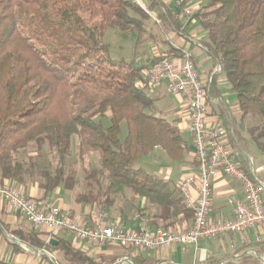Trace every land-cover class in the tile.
<instances>
[{"label":"trees","instance_id":"1","mask_svg":"<svg viewBox=\"0 0 264 264\" xmlns=\"http://www.w3.org/2000/svg\"><path fill=\"white\" fill-rule=\"evenodd\" d=\"M160 18L186 35L170 10ZM194 18L207 33L203 46L213 66L222 67L242 119L252 116L261 121L249 134L264 153V0H209ZM148 19L132 0H0L2 183L25 190L36 167L18 158L19 153L32 145H48L62 161L72 137L78 136L81 154L98 153L97 172L109 178L110 196L103 205L111 203L113 188L121 186L172 215L191 216L177 189L137 166L158 147L171 161L183 162L189 148L180 130L158 116L159 99L146 94L144 74L157 60L146 67L113 60L104 42L107 29L135 27L142 33ZM138 39L140 47L143 40ZM167 45L164 55L179 56L178 49ZM121 123L127 127L124 139ZM43 174L39 187L44 197L38 201L58 188L74 190V180L61 167L54 175ZM95 199L84 193L76 197L83 203ZM2 230L32 249L59 252L65 264H98L55 234L51 237L58 245L52 247L35 230L25 234L4 224ZM12 246L21 251L17 243ZM133 264L145 263L137 255Z\"/></svg>","mask_w":264,"mask_h":264},{"label":"crops","instance_id":"2","mask_svg":"<svg viewBox=\"0 0 264 264\" xmlns=\"http://www.w3.org/2000/svg\"><path fill=\"white\" fill-rule=\"evenodd\" d=\"M178 0H170L168 8L170 12L178 16V21L186 30V35H179L172 27L161 19L166 25L168 34L166 36L170 45L179 50L183 46H190L194 53L196 68L204 78L215 66L212 58L207 54L203 42L207 39V33L202 28L199 20L194 18L191 21L182 17V10L176 7ZM191 1V8L195 14L201 12L209 0H187ZM155 13L157 6L151 0L144 2ZM168 49V45L165 50ZM140 65L145 66L151 61L146 59ZM229 84L225 81L224 75L216 77L211 87L210 97L207 100L208 114L207 123L210 126L222 127L229 133V139L233 149L240 154L241 161L246 156L252 157L256 167L259 166L250 150L244 149L238 137L242 131V124H238L237 118L242 122V113L234 95L229 90ZM146 94L159 99L156 103L158 116L166 119L170 124L176 126L188 144L183 162H173L166 152L156 148L150 155L145 157L137 166L145 170L152 177L168 182L172 189H178L180 181L196 173V161L191 134L188 131V115L185 101L181 96L169 94L163 87H147ZM235 98V97H234ZM161 105V107H160ZM241 136V135H240ZM246 165V163H245ZM0 183L1 177H0ZM212 219L230 220L233 217L234 207L237 202L243 199L242 186L232 182L226 177H220L214 184ZM114 194L110 204L100 205L107 210L109 218L125 225L131 229H139L144 222L153 228H163L176 232H184L193 225L194 214L187 217L184 214L172 215L171 211L154 205L144 197H133L130 188H113ZM26 194L30 198L38 200L44 197V192L38 186H27ZM74 190L58 188L45 199L64 211H69L73 216L85 225H94L96 219V202H78ZM11 230H21L25 234L32 230L40 233V238L48 242L52 239L45 230L35 229L21 215L15 214L9 205L0 201V264H60L61 254L43 252L30 248L24 242L13 238L3 232L2 225ZM64 238L71 244L81 249L98 264H118L121 260L136 253L131 250L106 245L102 248L77 241L72 235H55ZM262 240L257 242V238ZM73 239V240H72ZM21 247L16 252L13 243ZM145 264H264V227L256 228L244 234H228L217 239L202 242L198 248L194 245L178 246L172 249L140 253ZM138 254V256H140ZM137 256V254H136ZM127 264V263H126Z\"/></svg>","mask_w":264,"mask_h":264},{"label":"built area","instance_id":"3","mask_svg":"<svg viewBox=\"0 0 264 264\" xmlns=\"http://www.w3.org/2000/svg\"><path fill=\"white\" fill-rule=\"evenodd\" d=\"M151 1L157 5L158 12L151 10L143 0H132L157 25H161L160 15L170 10V0ZM190 6L191 1L176 2V7L182 10V17L188 21L193 20L195 15ZM179 52L177 57H160L145 72L144 79L147 87H163L169 94L181 96L187 107L188 131L192 137L197 167L194 175L180 181L177 191L184 206L194 214L190 229L184 232L156 229L146 222L139 229H131L110 219L101 207L95 210L96 223L85 225L71 212L62 210L50 200H34L8 182L0 183V201L7 203L13 213L21 215L35 229L46 230L51 234L72 235L80 243L95 247H122L137 255L184 245L198 248L207 240L228 234H244L260 226L264 227V166L256 167L249 156L241 161L240 154L229 142V133L222 127L207 123V100L216 77L223 72L222 67L215 66L203 78L196 68L195 56L190 46L179 48ZM220 177L240 184L243 190V199L236 203L230 220L211 217L214 184ZM261 239L257 238V242H261ZM119 263L132 264V258L127 257Z\"/></svg>","mask_w":264,"mask_h":264},{"label":"rangeland","instance_id":"4","mask_svg":"<svg viewBox=\"0 0 264 264\" xmlns=\"http://www.w3.org/2000/svg\"><path fill=\"white\" fill-rule=\"evenodd\" d=\"M143 1L145 2V0ZM143 24L145 25L146 31L142 33L135 27L128 28L127 30H122L118 27L107 29L104 42L109 46V55L113 60L119 59L128 62L131 61L140 65L143 61H147L146 59H149L152 62L153 60L158 61L160 57L164 56L167 51H164L165 45L167 47V44L169 43L166 38L168 34V31H166V25L162 23L161 25H157L150 16L148 20L143 21ZM138 36H141L140 41L143 40L140 47H137V41H139ZM233 99L235 98L233 97ZM237 120L238 124H242L243 133L240 134L241 136L238 135L239 139L243 141V143H241L242 147L251 151L259 166H264V153L259 150L249 134V129L259 126L261 121L259 118L252 116H248L247 118H244V120L242 119V122L239 118H237ZM121 124V137L124 139L127 134V127L125 123ZM80 148V138L78 136H73L69 152L62 161L59 159L55 150L51 149L48 145L42 147L32 145L29 148L22 150L19 153L18 158L24 160L27 165L32 164L36 167V174L32 179L33 181H31L28 186L39 187V184L45 180L43 176L44 171L54 175L57 167H61L66 176L72 177V180H74L75 195L83 193L84 195L92 194L93 197L96 198V203L103 205L102 203H104L103 201L105 197L109 195V178L106 175L97 172L100 169L98 153L90 152L81 154L82 152H80ZM262 177L264 178V172L262 173ZM14 187L21 189L26 193V189L24 190L16 185ZM47 235L51 236L53 234L49 233ZM59 263L65 264L62 256L61 262Z\"/></svg>","mask_w":264,"mask_h":264},{"label":"water","instance_id":"5","mask_svg":"<svg viewBox=\"0 0 264 264\" xmlns=\"http://www.w3.org/2000/svg\"><path fill=\"white\" fill-rule=\"evenodd\" d=\"M49 244H50V246H52V247H56L57 245H58V242L55 240V239H51L50 241H49ZM44 253H45V251H43ZM264 262V261H263ZM119 264H121V263H119Z\"/></svg>","mask_w":264,"mask_h":264}]
</instances>
